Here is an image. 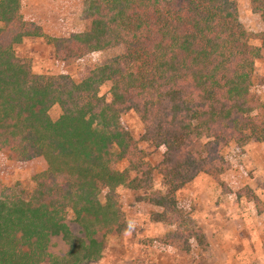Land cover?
I'll return each mask as SVG.
<instances>
[{"label": "trees", "instance_id": "trees-1", "mask_svg": "<svg viewBox=\"0 0 264 264\" xmlns=\"http://www.w3.org/2000/svg\"><path fill=\"white\" fill-rule=\"evenodd\" d=\"M79 4L81 29L47 38L54 58L119 52L73 77L33 72L15 47L43 33L23 17L22 0H0V152L46 166L27 196L0 188V264L96 261L98 236L127 229L123 189L146 193L140 200L160 210L153 222L185 225L176 194L201 173L229 171L223 150L231 144H264V101L252 89L255 63H264V0H250L262 22L257 35L242 26L233 0ZM127 112L142 124L139 141L162 149L156 165L124 126ZM153 173L161 178L156 189ZM241 196L262 203L249 188ZM56 238L68 242L65 259L51 251Z\"/></svg>", "mask_w": 264, "mask_h": 264}, {"label": "rangeland", "instance_id": "rangeland-1", "mask_svg": "<svg viewBox=\"0 0 264 264\" xmlns=\"http://www.w3.org/2000/svg\"><path fill=\"white\" fill-rule=\"evenodd\" d=\"M233 1L242 26L251 35L259 34L262 22L259 15L251 11L250 0ZM22 5L25 20L37 25L43 36L25 39L15 47V52L30 61L35 74L75 77L89 64L119 52L112 49L58 61L47 38L81 29L79 0H22ZM251 44L258 46L254 39ZM252 89L264 101V63L261 60L255 63ZM108 91L106 84L100 94L106 95ZM50 114L55 119L60 111L55 107ZM121 120L143 149L146 159L152 165L159 163L162 149L155 150L139 141L143 129L138 117L127 112ZM223 156L230 164L229 171L217 176L201 173L176 194L178 209L187 217L186 221L189 220L188 228L185 222L186 226L181 222L176 226L172 220L166 221L167 224L153 222L156 216L152 215L160 210L140 200L146 193L121 190L118 203L127 229L100 234L98 259L88 264H264V144L250 142L241 148L231 144L223 150ZM45 167L42 159L17 161L14 155L3 150L0 152V188H13L16 193L27 196L34 186L33 176ZM118 167L123 169V162ZM152 179L154 189L160 187L158 174L153 173ZM246 188L259 197L260 206L241 196ZM160 193L164 194V189ZM157 198L152 195V199ZM70 228L78 235L76 224H71ZM191 228L197 229L195 235L203 236L201 241L190 233ZM51 243V251L60 260L65 259L68 242L56 238Z\"/></svg>", "mask_w": 264, "mask_h": 264}, {"label": "crops", "instance_id": "crops-1", "mask_svg": "<svg viewBox=\"0 0 264 264\" xmlns=\"http://www.w3.org/2000/svg\"><path fill=\"white\" fill-rule=\"evenodd\" d=\"M257 196V195H256ZM258 197V196H257ZM259 198V197H258ZM260 200V199H259ZM210 247H213V245L211 244ZM264 250V249H263Z\"/></svg>", "mask_w": 264, "mask_h": 264}]
</instances>
